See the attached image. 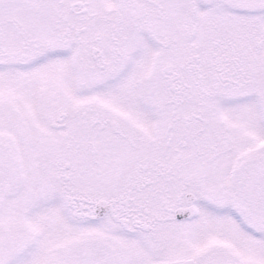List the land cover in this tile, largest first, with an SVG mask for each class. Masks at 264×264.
I'll return each instance as SVG.
<instances>
[{
	"label": "snow or ice",
	"instance_id": "snow-or-ice-1",
	"mask_svg": "<svg viewBox=\"0 0 264 264\" xmlns=\"http://www.w3.org/2000/svg\"><path fill=\"white\" fill-rule=\"evenodd\" d=\"M0 264H264V0H0Z\"/></svg>",
	"mask_w": 264,
	"mask_h": 264
}]
</instances>
